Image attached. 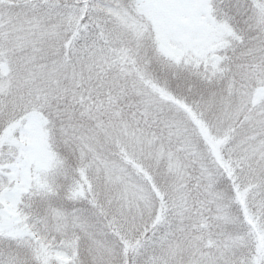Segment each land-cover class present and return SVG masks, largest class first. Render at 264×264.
Segmentation results:
<instances>
[{"label":"snow or ice","instance_id":"1","mask_svg":"<svg viewBox=\"0 0 264 264\" xmlns=\"http://www.w3.org/2000/svg\"><path fill=\"white\" fill-rule=\"evenodd\" d=\"M0 264H264V0H0Z\"/></svg>","mask_w":264,"mask_h":264}]
</instances>
